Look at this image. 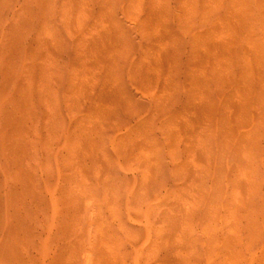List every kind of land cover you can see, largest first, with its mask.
Masks as SVG:
<instances>
[{"label": "bare ground", "instance_id": "6f19581e", "mask_svg": "<svg viewBox=\"0 0 264 264\" xmlns=\"http://www.w3.org/2000/svg\"><path fill=\"white\" fill-rule=\"evenodd\" d=\"M0 264H264V0H0Z\"/></svg>", "mask_w": 264, "mask_h": 264}]
</instances>
